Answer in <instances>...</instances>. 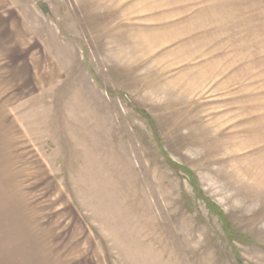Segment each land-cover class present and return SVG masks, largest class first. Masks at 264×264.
<instances>
[{
	"label": "rangeland",
	"instance_id": "obj_1",
	"mask_svg": "<svg viewBox=\"0 0 264 264\" xmlns=\"http://www.w3.org/2000/svg\"><path fill=\"white\" fill-rule=\"evenodd\" d=\"M0 264H264V0H0Z\"/></svg>",
	"mask_w": 264,
	"mask_h": 264
}]
</instances>
